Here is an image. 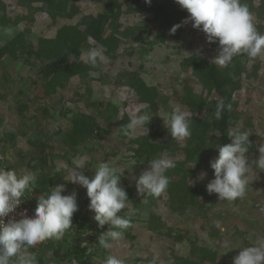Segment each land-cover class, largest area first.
<instances>
[{"label":"rangeland","instance_id":"1","mask_svg":"<svg viewBox=\"0 0 264 264\" xmlns=\"http://www.w3.org/2000/svg\"><path fill=\"white\" fill-rule=\"evenodd\" d=\"M118 3L122 4L120 11L103 28L105 36L117 32L120 40L108 55V62L64 81L47 94L48 84L42 72L48 61L36 54L40 41L54 39L62 27L79 26L85 17L105 13V0L76 2L78 13L68 19L59 16V0H0V166L15 170L17 175L38 172L37 181L24 194L34 210L40 194L49 193L51 187L59 184L65 185L62 195L76 194L78 204L73 227L60 240L54 239L53 246H35L29 251L35 253L37 264H104L108 255L123 259L125 264H146L153 257L158 264H173L176 258H189L193 242L216 255L215 262L209 264H233L241 247L264 239V170L254 163L260 155L258 147L264 144V57L255 62L248 60L241 88L233 95L238 104L235 127L249 131L252 142L245 153L250 171L244 198L218 201L216 194H212V203H204L200 198L193 206L176 207L167 190L157 198L140 196L135 178L150 160L160 156L134 152L135 140L144 137L151 144L168 138L173 141L170 150L163 154L176 162L175 168L166 172H172L174 181L178 180L176 175L191 170L194 173L187 183L193 188L206 186L211 180L204 163L206 158L211 161L216 157L206 151L199 158V168L194 163L181 166L185 163V140L172 139L163 118L177 106L191 117L182 100L184 88H191L198 97L204 93L187 59L198 55L212 64L217 51L206 42L202 32L192 27L191 21L182 25L176 37L160 42L159 18L154 13H137L123 6L124 0ZM251 4L253 23L264 33V0H252ZM69 8L70 3L67 11ZM174 9L184 12L185 19L190 15L177 3ZM79 29L83 31L84 27ZM95 46L96 42L88 39L79 56H69L66 61L86 64L84 52ZM133 75L160 95L157 118L131 88ZM212 99H216L214 93L207 95V100ZM137 110L148 112L152 118L129 137L125 135L126 125ZM79 114L93 117L98 130L70 149L66 134ZM214 136L213 133L210 138ZM100 162L117 169L119 185L129 199L119 215L132 222V227L107 250L99 246L97 237L109 226H97L95 213L88 207L86 189L67 181L77 166L81 167L77 171L91 177ZM202 173H206L203 178ZM88 248L93 251L88 252Z\"/></svg>","mask_w":264,"mask_h":264},{"label":"clouds","instance_id":"2","mask_svg":"<svg viewBox=\"0 0 264 264\" xmlns=\"http://www.w3.org/2000/svg\"><path fill=\"white\" fill-rule=\"evenodd\" d=\"M145 3L150 4L151 0H145ZM175 3L190 15L180 24L173 25L170 34L191 21L192 27L205 35L207 43H218L217 54L210 61L214 66L227 67L236 56H246L249 62L264 57V33L257 30L252 14L242 0H175ZM104 53L102 45L87 49L84 52L86 64L92 68L106 64L109 58ZM231 108L230 103L226 104L224 98H220L216 103L215 118L219 120L222 112L231 111ZM151 118L148 112L137 110L126 125L125 135L131 137L134 131L148 125ZM163 120L172 139L183 141L191 136L189 115L179 106ZM250 136L249 131H242L239 126L229 130L230 142L217 146L218 156L209 161L214 179L207 183L206 190L216 194L218 201L231 202L246 195L250 164L245 153L252 145ZM258 152L260 155L254 163L264 170V144L258 147ZM175 166V160L164 154L150 160L147 168L135 178L138 195L160 197L170 183L166 172ZM76 169L71 171L67 181L86 189L88 207L95 213L93 219L97 226H109L97 237V242L103 249H110L112 243L118 242L132 227L130 218L119 215L129 202L126 190L119 185L121 177L107 162H100L91 177ZM204 175L206 173H202L201 178ZM37 178L35 171L17 175L13 169L0 167V264H37L35 253L29 249L50 239L60 240L73 227V214L78 211L76 194L62 195L64 184L51 187L47 194H40L32 216H28L26 210L18 213L19 219L10 216L16 214L22 197ZM216 227L223 230L219 223ZM104 264H125V261L108 255ZM150 264H157V258L153 257ZM233 264H264V239L252 246L241 247Z\"/></svg>","mask_w":264,"mask_h":264},{"label":"trees","instance_id":"3","mask_svg":"<svg viewBox=\"0 0 264 264\" xmlns=\"http://www.w3.org/2000/svg\"><path fill=\"white\" fill-rule=\"evenodd\" d=\"M78 1L80 0H59V16L68 19L77 15L78 10L75 3ZM91 1L102 2L103 0ZM124 1L123 6H128V8L133 9L137 13L152 12L156 18H159L160 28L157 32V40L160 42H163L168 37H176L178 35L182 26L176 30L175 34H170L169 30L173 25L180 24L185 19V14L174 9L175 0H161L159 3L151 0L150 4H146L145 0ZM251 1L242 0V3L247 4L250 13L253 11ZM69 3L70 8L67 11V4ZM105 3L107 7L105 13L95 18L85 17L79 26L62 27L57 31L54 39L40 41L36 54L48 61L42 72L48 84L47 94L54 92L56 87H60L64 81L75 76H80L86 70L95 69L82 62L68 63L66 61L69 56L77 58L82 48L87 44L88 39L95 41L97 46L102 45L105 49L104 54L107 57L118 47L120 40L116 37L117 32H110L105 36L103 28L106 22L114 18L117 14L116 12L120 11L122 4H119L118 0H105ZM81 25L84 27L83 31L79 29ZM123 35L125 34L123 33ZM210 46L214 51H218V43H211ZM187 62L190 64L193 76L199 82L204 96L198 97L191 88H184L182 100L184 106L191 114V136L185 139V146L183 148L185 163L181 166L187 163H194L199 168L201 166L199 158L204 156V152L210 151L211 155L213 154L215 158L218 156V152H215L216 150L218 151L217 146L230 142L227 133L238 122V104L233 99V95L241 88L242 77L245 75L248 65V58L246 56H236L224 68H218L198 55L191 56L187 59ZM132 78L131 88L134 90L140 103L147 104L154 118H157V100L160 98V95L155 88L146 86L138 76L133 75ZM211 93L215 94L216 99L207 100V95ZM220 98H224L226 104L230 103L232 108L231 111L225 110L222 112L221 118L217 120L214 112L216 103ZM97 130L98 124L93 117L86 114L75 116L71 122V129L66 134L69 148L72 149L75 145L94 136ZM213 133L216 136L210 138V135ZM135 143L137 148L134 152L138 155H161L170 150V144L173 141L168 138L161 143L151 144L149 139L144 137L135 140ZM204 167L205 172L211 176V179H214L213 170L209 166V158L205 159ZM175 171L180 172L181 169ZM193 173L194 171L191 170L186 174L176 175L178 177L176 181L170 176L172 172L168 175L170 183L167 192L174 206H193L198 203L200 198L204 203L213 202L214 197L207 192L206 186L193 188L187 183V178L191 177ZM53 245L54 240H51L45 248ZM189 253L187 260L176 258L173 264H209L214 263L216 260V255L212 251L198 247L193 242H190ZM151 261L147 260L146 264H150Z\"/></svg>","mask_w":264,"mask_h":264},{"label":"built area","instance_id":"4","mask_svg":"<svg viewBox=\"0 0 264 264\" xmlns=\"http://www.w3.org/2000/svg\"><path fill=\"white\" fill-rule=\"evenodd\" d=\"M0 158H1V157H0ZM2 167H4V166H2ZM4 168H5V167H4ZM24 198H25V197L23 196V197H22V203H21L20 206L16 209V214H10V216L15 215V218H16V219H19L20 216L18 215V213H21V212H23V211H25V210L27 211V215H28V216H32V215L34 214V209L31 207V205L29 204V202H28L26 199H24ZM7 219H8V217L5 218V222H7ZM51 240H54V239H50V240L44 241V242L38 244L37 246H39V247H45V246H47V245L49 244V242H50Z\"/></svg>","mask_w":264,"mask_h":264}]
</instances>
